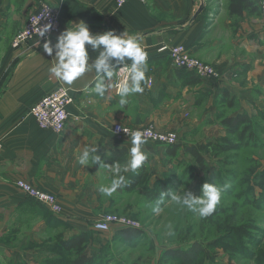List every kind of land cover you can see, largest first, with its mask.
I'll use <instances>...</instances> for the list:
<instances>
[{
    "label": "crops",
    "instance_id": "0c3cea01",
    "mask_svg": "<svg viewBox=\"0 0 264 264\" xmlns=\"http://www.w3.org/2000/svg\"><path fill=\"white\" fill-rule=\"evenodd\" d=\"M227 2L125 0L117 6L115 0H0V260L37 264L39 259L38 203L16 186L17 180L57 196L61 212L54 215L45 208L57 221L53 230H64L69 237L87 232L103 213L109 212L117 196L128 192L118 189L111 197L100 193L99 188L109 185L115 177L98 164L80 165L77 157L83 149L98 145L106 162L110 156L107 152L113 155V151L125 148L124 161L117 162L124 164L129 159L131 140L115 136V124L152 125L179 134L181 127L192 122L185 119L186 113L194 108L201 89L212 94L213 81L200 79L186 84L170 58L157 51L159 46L183 45L197 58L216 62L225 69L232 60L224 47L231 40L233 21L239 23V33H255L256 39L250 40V44L256 42L258 46L259 41L263 42L264 20L260 15L245 13L241 19L230 18ZM41 3L58 8L60 33L83 21L92 33L112 30L137 37L148 53V79L143 94L130 95L120 109L114 89L111 100L91 90L89 85L95 81V74H86L71 87L56 79L49 72L54 59L44 52V40L33 38L13 47L12 38ZM201 4L203 10L193 19ZM57 36L51 39L53 44ZM263 47L259 46L261 51ZM89 54L95 59L98 52L89 50ZM119 71L117 68L116 73ZM258 73L263 74V70ZM59 86L70 90L74 101L67 107L64 129L56 133L40 127L29 109ZM159 147L166 154L167 146ZM144 150L151 156L149 149ZM131 174H124L127 180Z\"/></svg>",
    "mask_w": 264,
    "mask_h": 264
},
{
    "label": "rangeland",
    "instance_id": "374dc122",
    "mask_svg": "<svg viewBox=\"0 0 264 264\" xmlns=\"http://www.w3.org/2000/svg\"><path fill=\"white\" fill-rule=\"evenodd\" d=\"M230 27L232 37L224 48L232 60L225 69L213 64L217 76L211 78V86L215 89L212 94L201 89L194 108L186 113L185 119L192 122L177 132V143L181 144L177 156L166 157L157 143L144 145L151 154L142 167L144 181L133 191L117 196L107 210L125 215L137 225L107 232L90 229L85 232L82 248L68 252L64 241L69 236L63 229L53 230L57 221L34 201L40 221L37 264H59L81 253H96L92 264H176L164 252L194 242L206 247L202 258L205 264H264V49L259 48L264 40L258 46L256 42L250 44L256 39L255 33H239V23L234 21ZM260 69L263 74L258 73ZM225 91L228 96L223 94ZM230 99L232 106L228 105ZM237 113L249 116L254 131V138L245 136L242 143L222 123L223 118ZM229 142L235 147L226 150ZM186 144L196 148L202 145L200 153L206 169L202 170L183 151ZM204 182L231 185L213 215L200 218L170 199L160 205L158 213L153 211L162 191L182 195L190 190L199 195ZM169 225L172 235H168ZM122 228H136L138 232L125 237L119 234ZM0 264L28 263L0 260Z\"/></svg>",
    "mask_w": 264,
    "mask_h": 264
},
{
    "label": "clouds",
    "instance_id": "9594fccd",
    "mask_svg": "<svg viewBox=\"0 0 264 264\" xmlns=\"http://www.w3.org/2000/svg\"><path fill=\"white\" fill-rule=\"evenodd\" d=\"M51 28L52 24L48 23L41 27L37 34L40 38H45L43 50L54 59L49 72L60 82L71 87L86 74H95V81L90 82L89 85L91 90L99 97L111 100V92L115 89L119 97L120 109L128 103L127 98L130 95L143 94L144 84L148 79L146 76L148 53L137 37L125 36L123 33L116 34L112 30L92 33L88 25L81 21L74 23V27L62 31L53 44L46 38V33ZM89 50L98 52L95 59H91ZM128 61L131 63L129 64ZM117 68L120 69V79L114 82ZM123 131L131 137L129 159L124 164L106 163L99 154V146L95 144L85 147L77 157L80 165L98 164L100 168L106 169L115 177L109 185L99 188V192L107 197H111L118 189L127 187L129 181L124 174L137 173L148 160L144 145L148 143L149 136L141 130L123 129ZM109 155L111 152H107V156ZM230 186L229 183L220 186L204 182L199 195L190 190H185L182 195L170 190L162 191L153 211L158 213L160 205L166 199H170L181 209L193 212L200 218H207L217 210L223 194ZM168 228V235H172V226L169 225Z\"/></svg>",
    "mask_w": 264,
    "mask_h": 264
},
{
    "label": "built area",
    "instance_id": "2783aa9c",
    "mask_svg": "<svg viewBox=\"0 0 264 264\" xmlns=\"http://www.w3.org/2000/svg\"><path fill=\"white\" fill-rule=\"evenodd\" d=\"M253 1L258 6L261 19L264 20V0ZM115 2L117 6H121L125 0H115ZM48 23L52 24V28L46 33V38L51 40L60 33L59 10L56 6L51 4L41 3L36 10L27 16L23 27L12 38L11 45L13 47H19L23 42L33 38L44 40L45 38H40L37 33L41 27ZM157 51L166 54L170 58L171 64L178 70L183 69L192 72L202 80L213 79L217 76V70L213 64L197 58L183 45L169 46L163 44L159 46ZM119 79L120 71L114 82ZM148 83L151 84V80H149ZM73 101L74 98L71 91L66 87L59 86L35 102L30 107L29 114L40 127L59 133L66 125L68 118L67 107ZM123 129H128L129 131L141 130L149 136V142L167 147L176 144L178 140V134L175 130H160L152 125L133 127L117 123L113 126L112 131L118 138L131 140V137L128 136ZM152 136L156 138L152 139ZM16 186L36 203L46 208L50 213L57 215L61 212L58 198L52 192L35 187L24 180H17ZM135 225H137V223L125 215L105 212L94 222L92 227L93 230L97 232H107L111 230L113 226L120 228Z\"/></svg>",
    "mask_w": 264,
    "mask_h": 264
},
{
    "label": "trees",
    "instance_id": "16d2710c",
    "mask_svg": "<svg viewBox=\"0 0 264 264\" xmlns=\"http://www.w3.org/2000/svg\"><path fill=\"white\" fill-rule=\"evenodd\" d=\"M227 10L230 18H238L241 19L245 13L249 15H260L259 9L256 3L253 0H228L227 2ZM181 71L179 75L183 76L186 84H195L199 82L200 78L196 76L194 73L180 69ZM186 75V76H185ZM224 95L228 96V92H223ZM227 98V97H226ZM225 98V99H226ZM228 105L232 106L233 101L230 99ZM222 123L230 133L234 134L236 138L239 140V143H242V140L247 136L248 139L254 138V131L252 130V122L249 116L246 113H237L235 115H230L226 118L222 119ZM226 145V144H225ZM181 147V144H174L172 146H168L165 150L166 157L175 158L178 154V151ZM225 147L227 149H232L235 146L227 144ZM202 149V145L199 148H196L193 145L186 144L183 146V151L190 155L194 163L199 165V167L204 170L206 166L202 160V156L200 150ZM115 152L113 155H110L107 160V163H117L123 162V155L125 154V148H121L120 151ZM117 153V154H116ZM144 169L141 168L137 173L131 174L129 178V184L127 187L123 188L126 192L133 191L141 182L144 181L145 177ZM53 217V216H51ZM119 234L121 236H134L138 230L136 228H127L120 229ZM86 242V234L85 232L80 234L71 235L68 239L64 241V249L66 251H75L77 252L82 248L83 244ZM96 254V253H94ZM94 254L91 256H87L86 254L81 253L77 257L74 258H65L59 262V264H92L94 260ZM165 256H169L173 258L176 264H205L203 261V256L206 255V247H204L200 242H194L186 248H175L168 249L164 252Z\"/></svg>",
    "mask_w": 264,
    "mask_h": 264
},
{
    "label": "water",
    "instance_id": "95a60500",
    "mask_svg": "<svg viewBox=\"0 0 264 264\" xmlns=\"http://www.w3.org/2000/svg\"><path fill=\"white\" fill-rule=\"evenodd\" d=\"M203 6H204V4H201V5L199 6V8L197 9V11H196L195 14L193 15V19H195V18L198 16V14L203 10Z\"/></svg>",
    "mask_w": 264,
    "mask_h": 264
}]
</instances>
